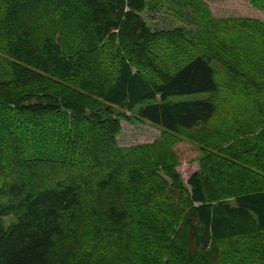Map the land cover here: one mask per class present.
Returning a JSON list of instances; mask_svg holds the SVG:
<instances>
[{
    "label": "trees",
    "instance_id": "obj_1",
    "mask_svg": "<svg viewBox=\"0 0 264 264\" xmlns=\"http://www.w3.org/2000/svg\"><path fill=\"white\" fill-rule=\"evenodd\" d=\"M144 7L0 0V264H61L64 241L84 264H264V143L242 152L245 139L221 148L205 137L188 187L172 144H117L122 118L156 124L170 140L220 108L219 53L160 72L151 46L175 32L151 30ZM195 93L209 97L171 99ZM263 100L251 107L264 120Z\"/></svg>",
    "mask_w": 264,
    "mask_h": 264
},
{
    "label": "rangeland",
    "instance_id": "obj_2",
    "mask_svg": "<svg viewBox=\"0 0 264 264\" xmlns=\"http://www.w3.org/2000/svg\"><path fill=\"white\" fill-rule=\"evenodd\" d=\"M140 14L151 30L175 32L156 40L151 46L153 66L160 72H171L197 55L219 53L222 57L212 61L219 83L215 98L220 108L209 125L192 132L174 134L169 140L160 126L139 121L126 110V114L133 119H120L121 131L117 136V144L121 147L153 145L159 141L172 144L174 169L188 187L189 176L202 168L205 154L201 144H208L205 137L209 136L213 140L212 144H218L221 148L245 139L240 146L242 152L247 151L255 141L264 143L255 140L264 126V120L251 107L255 96L264 98V92L256 89V86H264V6L253 0H146V7ZM225 62L233 65L236 71ZM145 69H148L146 73L151 78L160 75L153 67L147 66ZM72 88L69 85L70 92ZM207 97L209 93H195L173 96L171 99L180 101ZM121 110L116 108V111ZM255 120L258 122L254 126ZM203 138L207 143L201 142ZM244 154L248 156V152ZM159 173L171 181L165 169L159 168ZM209 182H212L211 176ZM211 189L217 193L214 182ZM59 244L64 253L58 257L61 264L65 263L62 258L66 255L75 259L76 262L71 264H84L79 260L81 253H78L74 243L64 241Z\"/></svg>",
    "mask_w": 264,
    "mask_h": 264
}]
</instances>
